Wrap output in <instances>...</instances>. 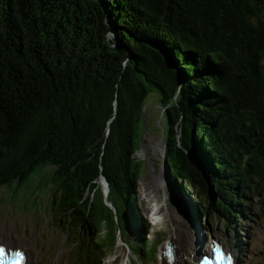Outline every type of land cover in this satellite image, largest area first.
I'll return each instance as SVG.
<instances>
[{"label":"trees","instance_id":"16d2710c","mask_svg":"<svg viewBox=\"0 0 264 264\" xmlns=\"http://www.w3.org/2000/svg\"><path fill=\"white\" fill-rule=\"evenodd\" d=\"M152 91L173 179L209 198L205 214L249 203L264 188V0H0V186L41 174L67 223L148 238Z\"/></svg>","mask_w":264,"mask_h":264},{"label":"rangeland","instance_id":"374dc122","mask_svg":"<svg viewBox=\"0 0 264 264\" xmlns=\"http://www.w3.org/2000/svg\"><path fill=\"white\" fill-rule=\"evenodd\" d=\"M163 111L158 93L152 91L146 101L144 132L141 145L137 149V155L142 159L138 206L152 223L149 231L150 238L142 237L140 226L135 228L128 226L127 233L117 230L116 237L111 234L112 237L108 240L107 246L99 252L103 256L102 264H119L124 257L128 259V264H160L163 244L175 230L176 223H179L182 229L187 228L186 220L188 223H193L191 230L193 233L197 231V237L201 238V245L208 252L213 247L214 240L220 239L227 245L232 244L237 236L235 228L237 220L233 211L228 214L225 213L227 211L218 213L211 204L212 211L205 214L206 207L211 202L209 198L193 189L184 193L179 183L173 179L172 170L167 164L169 150L164 138ZM161 144L164 147L166 145L165 150L161 148ZM47 167L50 168L51 165ZM163 171L166 184L161 187V192L164 198L168 199L173 210V219L167 216L166 220L162 216L147 213L141 195L142 182L155 183L156 175L162 174ZM101 180L106 192L107 181L105 178ZM54 198V188L47 184L46 177L41 174L34 175L32 181L23 185L13 182L0 186V239L16 237L26 241L35 254L45 256L47 264H69L68 258L70 263L74 264L77 256L72 255L71 248L74 244V247L80 245L81 240L75 241L74 238V243L71 242L74 231L67 229L57 219L52 207ZM110 198H112L111 193ZM258 198L262 197L258 196L256 200ZM99 201L100 196L98 203ZM108 204L112 207L111 202L108 201ZM258 213L259 216L255 219L248 216L247 219L238 220L245 228L241 231L245 234L241 236L245 238L247 246L246 252L242 251V264H264V201H260ZM107 221L115 225L114 219L111 223ZM99 226L102 229V231L99 230V240L106 242L104 238L109 227L106 223ZM228 226H230L229 229H227ZM74 234L80 235L82 240H89L90 232L84 230V227L81 229V234L76 231ZM115 239H118L117 244H114ZM91 244L93 245L94 241L91 240ZM74 249L76 250L74 253L82 250L80 247ZM76 264L82 263L77 260Z\"/></svg>","mask_w":264,"mask_h":264},{"label":"bare ground","instance_id":"6f19581e","mask_svg":"<svg viewBox=\"0 0 264 264\" xmlns=\"http://www.w3.org/2000/svg\"><path fill=\"white\" fill-rule=\"evenodd\" d=\"M161 148L165 149L162 144ZM165 184L166 176L164 171L162 174L156 175L155 183L143 181L141 184L142 200L147 213L162 216L164 219L167 216L173 219V210L169 205L168 199L164 198L161 192V187ZM186 224L187 228L182 229L180 224L176 223L175 230L163 244L160 264H172L174 263L173 261L177 264H194L195 261H199V258H197L199 255L205 254L204 247L201 245V238L197 237V231L193 233L191 230L193 223H188L186 220ZM0 246H5L10 251L24 252L27 264H47L43 254H35L30 249L29 244L21 239L15 237L0 239ZM240 250L243 251L242 248ZM238 257L241 259V254ZM119 264H128V259L124 257Z\"/></svg>","mask_w":264,"mask_h":264},{"label":"snow or ice","instance_id":"6c2138e0","mask_svg":"<svg viewBox=\"0 0 264 264\" xmlns=\"http://www.w3.org/2000/svg\"><path fill=\"white\" fill-rule=\"evenodd\" d=\"M2 252H4V249L3 248H0V253H2ZM17 255H20L21 256V258H22V254H17ZM229 259H231L230 257H229Z\"/></svg>","mask_w":264,"mask_h":264},{"label":"water","instance_id":"95a60500","mask_svg":"<svg viewBox=\"0 0 264 264\" xmlns=\"http://www.w3.org/2000/svg\"><path fill=\"white\" fill-rule=\"evenodd\" d=\"M111 21H112V19H111ZM191 154H192L193 157H195L194 153H191Z\"/></svg>","mask_w":264,"mask_h":264}]
</instances>
